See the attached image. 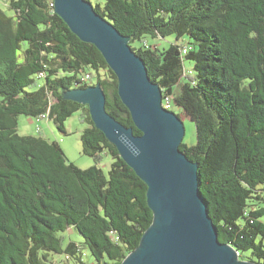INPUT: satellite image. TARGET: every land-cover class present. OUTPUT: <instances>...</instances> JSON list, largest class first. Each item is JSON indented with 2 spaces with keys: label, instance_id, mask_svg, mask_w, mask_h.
Segmentation results:
<instances>
[{
  "label": "trees",
  "instance_id": "obj_1",
  "mask_svg": "<svg viewBox=\"0 0 264 264\" xmlns=\"http://www.w3.org/2000/svg\"><path fill=\"white\" fill-rule=\"evenodd\" d=\"M87 1L128 38L163 100L171 99L170 111L195 124L196 144L180 150L198 165L220 242L241 261L264 264V0ZM171 36L176 42L162 48ZM94 85L105 92L108 114L141 135L115 73L71 32L54 0H0V264H87L88 250L93 264H122L152 225L145 183L95 127L88 106L65 98ZM78 112L87 125L82 154L94 160L88 169L40 127L38 135L19 133L26 116L66 135ZM104 154L112 159L107 175ZM71 229L83 244H64Z\"/></svg>",
  "mask_w": 264,
  "mask_h": 264
},
{
  "label": "water",
  "instance_id": "obj_2",
  "mask_svg": "<svg viewBox=\"0 0 264 264\" xmlns=\"http://www.w3.org/2000/svg\"><path fill=\"white\" fill-rule=\"evenodd\" d=\"M55 12L81 41L94 45L118 79V94L134 127L106 111L100 85L77 89L65 98L87 105L95 127L147 186L153 222L138 248L122 264H258L241 261L238 251L221 243L217 225L199 191L198 165L180 150L186 127L163 107L160 86L128 38L101 17L87 0H54Z\"/></svg>",
  "mask_w": 264,
  "mask_h": 264
},
{
  "label": "rangeland",
  "instance_id": "obj_3",
  "mask_svg": "<svg viewBox=\"0 0 264 264\" xmlns=\"http://www.w3.org/2000/svg\"><path fill=\"white\" fill-rule=\"evenodd\" d=\"M7 13L9 10H5ZM10 13V12H9ZM149 42L153 43L152 40L148 39ZM175 36L168 37L166 40L161 42L162 48H168L171 43H175ZM188 38H183L179 43L187 44ZM134 47H140L141 43L133 44ZM192 63L186 61V69L189 70L192 68ZM173 112L176 114H182V111L179 108H173ZM183 121L186 127V136L184 138V143L188 146H193L197 142L196 138V129L195 124L187 117L183 116ZM19 133L21 135H38L37 127L41 128L42 135L50 140L57 141L60 143L62 149L64 150L68 159L73 162L80 169H88L94 165V160L84 156L82 154V143L81 135L83 131L87 128V125L81 119V113L74 114L65 124L67 134L60 133L54 123L51 122H41L37 123L34 118L19 116L18 118ZM112 164V159L108 155L104 154L101 160L100 167L107 175ZM264 222V218H263ZM64 237V244L66 245L69 241L75 243H84L83 238L73 229L62 234ZM58 260L63 259V256L57 257ZM86 263L93 264L94 259L92 258L89 250L86 251Z\"/></svg>",
  "mask_w": 264,
  "mask_h": 264
},
{
  "label": "built area",
  "instance_id": "obj_4",
  "mask_svg": "<svg viewBox=\"0 0 264 264\" xmlns=\"http://www.w3.org/2000/svg\"><path fill=\"white\" fill-rule=\"evenodd\" d=\"M163 107L164 109H166L167 111H170L171 110V107H172V101L170 98H167L165 100H163Z\"/></svg>",
  "mask_w": 264,
  "mask_h": 264
}]
</instances>
